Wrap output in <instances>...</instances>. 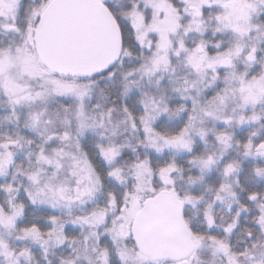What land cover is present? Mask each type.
Here are the masks:
<instances>
[{
	"label": "snow or ice",
	"instance_id": "snow-or-ice-1",
	"mask_svg": "<svg viewBox=\"0 0 264 264\" xmlns=\"http://www.w3.org/2000/svg\"><path fill=\"white\" fill-rule=\"evenodd\" d=\"M0 264H264V0H0Z\"/></svg>",
	"mask_w": 264,
	"mask_h": 264
}]
</instances>
